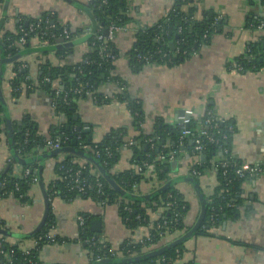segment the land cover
<instances>
[{
  "label": "crops",
  "instance_id": "obj_1",
  "mask_svg": "<svg viewBox=\"0 0 264 264\" xmlns=\"http://www.w3.org/2000/svg\"><path fill=\"white\" fill-rule=\"evenodd\" d=\"M93 1L5 0L0 4V41L2 43L5 33L17 32L21 18L28 21L45 13L54 14L58 22L70 28L72 38L66 42L56 40L50 43L33 36L24 48L22 60L28 64L33 79L37 78L41 60H48L54 66L75 64L87 52L88 40L99 27L92 12ZM174 1L127 0L133 21L126 30L116 35L117 57L113 76L123 80L131 98L139 101L145 132L153 133L158 122L161 128L169 129L166 145H171L174 141L170 128L180 126L179 116L185 109H194L200 116L208 107H212L219 116L230 120L236 127L230 142L232 154L244 166L262 167L263 173L244 184V204L240 214L222 222L219 236L197 234L196 231L190 234L202 208L195 184H199L205 199L214 193L218 178L213 168L203 174L199 182L189 180V170L195 157L182 144L178 166H171L170 178L166 183L173 181L190 202L185 224L191 228L187 232L169 234L163 241L173 243L186 236L180 242L185 244V251L173 264H264V67L244 71L236 67L251 44L264 40V31L250 24L264 16V0H188L186 5L194 6L199 18L222 13V28L211 37L209 43L174 65L147 64L135 70L130 52L138 29L157 23L171 9ZM67 42L70 49L67 55H62L63 44ZM3 69L1 96L5 121L0 132V174L14 153L8 140L11 132L6 117H10L14 127L29 114L37 122L39 133L46 138H52L56 128L65 122L63 116L56 114L50 95L38 91L27 94L24 90L17 97L11 86L13 62L9 60L4 63ZM98 91L110 95L119 90L116 83L108 81ZM74 119L90 129L89 135L94 142H100L112 130H121L129 138L137 134L128 104L119 100L100 105L88 97L78 98ZM50 152L40 154L39 168L42 165L43 171L41 176L38 174V181L30 191L32 201L21 203L9 197L0 202V221L3 223L0 228L19 235L6 236L12 242L29 238L22 236L37 228L40 230L44 225L41 226L46 208L44 190L47 192V187L59 178L56 166L70 154L61 152L42 158ZM131 160V149L124 148L113 171L121 172L134 167ZM75 161L83 162L79 158ZM155 176L150 171L146 172V178L140 184L145 195L152 193L151 178L156 179ZM40 179L44 188L40 185ZM50 204L49 214H52L55 222L52 233L66 240L42 247L40 258L44 264H89L86 246L78 239L79 216L87 217L89 228L100 233L105 242L117 249L126 240L137 242L145 238L160 214L149 211L148 224L131 227L122 219L116 203L103 205L90 196L73 200L56 196L50 200ZM23 243L31 245L34 242L27 240Z\"/></svg>",
  "mask_w": 264,
  "mask_h": 264
},
{
  "label": "trees",
  "instance_id": "obj_2",
  "mask_svg": "<svg viewBox=\"0 0 264 264\" xmlns=\"http://www.w3.org/2000/svg\"><path fill=\"white\" fill-rule=\"evenodd\" d=\"M4 1L0 0V4ZM187 3L188 0H175L171 9L157 23L138 29L130 52L131 64L135 70H140L147 64L174 65L178 61L190 57L191 52L198 51L201 46L209 43L213 34L222 28L224 24L223 18L214 26L216 14L210 17L199 18L197 16V9L194 6L188 7ZM92 12L100 27L99 33L101 32L103 35L106 34L105 32L111 22L126 26L133 21L127 0H94ZM38 18L42 19L44 27L45 25L48 26L45 30L49 36L44 37V39L50 43L56 41L52 35L61 34L64 28L70 30L69 27L58 22L54 14L45 13ZM46 20H48V23H45ZM263 21L264 16L251 21L250 24L257 28ZM28 22L36 23L38 19L30 18L27 21V19L21 18L18 21L16 33L7 32L4 34L2 44L0 45V70L4 67L3 58H7L13 62L14 77L11 80V86L13 93L17 97H20L24 90L27 94L38 91L55 97L58 110L65 118V122L56 128L57 130L52 134V138L61 137L63 147H68L72 145L73 138L76 137V145L74 147L84 154L83 156H79L75 153L67 152L70 153L68 157L57 164L56 170L59 178L56 180L55 185L59 191V196L67 200L90 196L103 205L116 203L119 206L122 219L131 227H136L139 224H148L150 218L149 211L160 213L150 230L149 239L145 237L137 242L126 240L117 249L113 248L108 242H100L102 235L93 232L89 228L87 217H84L85 223L82 228L80 227L78 239L86 246L89 264H100L103 260L119 264H173L185 251L184 243L170 245L160 255H148L171 244L169 241H163L167 235L187 232L191 228V226L185 224V218L191 208L190 202L186 200L174 183L170 184L165 190H160L159 188L170 178L171 162L159 159L162 153L169 151V148L166 147L169 129L161 128V124L156 122L153 133L145 132L142 127L143 112L140 104L128 94L125 82L113 76L115 60H107L101 56L100 46L102 45V41L97 40L93 34L88 40V50L79 62L71 65L54 66L48 60H41L37 78H35L36 83L34 84L33 79L27 80L26 77L30 75V70L28 64L22 60V57L24 55V48L27 47L28 42L21 50L17 42L22 35L21 28L28 30ZM206 34H208L207 38H205ZM72 36L73 33L71 32L69 39ZM31 37L28 38V41ZM262 40L250 45L252 53H256L258 50L262 51V55L258 59L249 63L246 53L244 57L238 60V63L243 66L242 71L264 67V40ZM171 43H174V47L170 46ZM108 45V49L115 55L116 59L115 43L109 42ZM178 48L180 49V53L172 56L171 60L163 57L164 53L170 52L172 54ZM69 49L68 42L63 44L62 55H67ZM139 54L142 56L150 55L151 58L149 61H146L140 59ZM24 63L27 66L21 69ZM45 78H49L50 81L45 80ZM108 81L117 84L119 91L115 93V97L119 101L126 102L132 110L137 134L129 138L121 130H112L100 142H94L90 138L89 133L84 132V129H86L84 128L85 124L80 120L76 121L74 119L77 109V99L90 97L86 94L80 95L74 93L70 89L87 84L96 91L97 97L103 98L104 94L100 93L98 88ZM121 87L124 88L123 91H121ZM58 88L62 91L57 95L56 91ZM109 101H111V98H109ZM4 112L5 108L0 98V123L5 121ZM78 125H82V129L80 131L74 130ZM227 125H233L234 132L236 131L235 125L230 120H226L220 125L222 132L226 131ZM191 128L193 132L185 140L184 144L188 148L190 155H194L193 140L196 138L199 128L196 121L191 124ZM26 131L30 132L28 136L25 134ZM180 131L181 126L176 129L170 128L172 140L174 141L171 145L178 150H181L182 147L179 144ZM232 136L222 146L221 144L209 143L204 151L206 158H201V164L196 165V168L202 174L215 168L218 178V185L214 189V193L205 198L206 212L201 225L196 230L197 234L219 236L218 231L212 230L211 226H213V222L211 215L214 214L219 219L217 225L221 226L225 219L234 218L239 215L244 204V184L252 180V178L248 175L244 177L237 176L234 173L235 168L232 166L228 168V174L225 175L223 174L224 169L221 166L215 167L212 164L213 160L219 162L231 159L243 165L232 154L230 146ZM45 138L39 133L37 122L29 114L25 115L21 122L14 125V153L4 172L0 174V195L2 199L13 197L21 203H30L32 201L30 191L33 184H35L33 177L38 176L39 173L40 154L37 153V147L44 145ZM149 138L153 139L154 147L148 142ZM8 140L11 143V138ZM129 140H133L134 143L129 145ZM221 142L223 143V140ZM85 145L91 146L93 150L85 147ZM127 147L132 151L131 161L134 167L121 172L113 171L115 164L121 157L122 150ZM224 147L228 148V152L224 151ZM77 158L82 159L83 162L75 161ZM145 161L154 163L156 166V179L151 178V181H153L152 196L148 198L144 197L145 193L140 188V184L146 178L148 170L146 166H143ZM135 166H143V171L138 172ZM25 168L30 169L28 175L25 174ZM70 168L72 171L68 172ZM101 169L104 170L105 174L101 172ZM77 170L82 171V176L90 185L85 192L69 189L72 184V177ZM105 175H110L125 193L114 189L107 181ZM189 178H192L196 182L200 181L199 176L189 174ZM98 181L103 183V193L99 192ZM52 185L53 183L47 187L49 197L52 193ZM11 192L12 196L10 195ZM165 221H167V224L163 228L157 227L158 224H163ZM1 225L3 223L0 221ZM54 228L55 222L53 216L49 214L41 229L29 238L12 242L6 236H1L0 239L4 240L3 249L7 252V254L3 255L1 262L3 264H44L40 258L42 247L66 240L56 234H54V240L47 238V235L53 234L52 230ZM160 231L165 232L164 236L159 234ZM27 240H32L34 243L25 245L23 242ZM11 251L14 252L11 254ZM99 257L100 260H98ZM9 259L12 262H9Z\"/></svg>",
  "mask_w": 264,
  "mask_h": 264
},
{
  "label": "built area",
  "instance_id": "obj_3",
  "mask_svg": "<svg viewBox=\"0 0 264 264\" xmlns=\"http://www.w3.org/2000/svg\"><path fill=\"white\" fill-rule=\"evenodd\" d=\"M166 15V14H165ZM223 18V14L222 13H218L215 15L214 17V23L213 25H217V23ZM38 22L36 23H29V28L28 30H25L23 28H21V32L22 35L21 37L18 39V47L19 49H23L24 46L27 44L28 42V38L30 36H37L39 38H41L42 40H46L44 39V37L49 36L48 32L45 30L46 28H48L47 25H43L42 19L41 18H37ZM27 23V24H28ZM45 23H48V20L45 21ZM252 27H254V25H252ZM127 25L126 26H122V25H118L115 22H111L109 27L107 28V33L106 34H102L100 31V27H98L97 31L93 33V35H95V38L97 40L102 41V45L100 46V54L103 58L107 59V60H115V55L108 49V43L109 42H114L116 35L118 32L120 31H124L126 30ZM256 28V27H254ZM256 29L259 30H263L264 29V21L262 23H260ZM214 35V34H213ZM57 41H61L63 40L64 42H66L67 40H69L70 36H71V32L68 28H64L62 33L59 35H52ZM208 37V34L205 35V38ZM196 51L191 52V55L196 53ZM178 53H180V49L178 48L174 53H164L163 57L164 58H169V60H171L172 56H176ZM185 53V51H184ZM247 55H248V59H249V63H252L253 60L258 59L261 55H262V51L258 50L256 53H252L251 48L249 46V48L247 49ZM140 59H144L146 61H149L151 56L150 55H146V56H142L141 54L138 55ZM27 64H22L21 69H23L24 67H26ZM236 67L238 70L242 71V64L238 63L236 64ZM27 80H31L33 79V77L31 75H28ZM45 80L50 81L49 78H45ZM34 84L36 83V80L33 79ZM123 87H121V91H123ZM62 90L60 88L57 89L56 94L58 95ZM70 91H73L74 93L77 94H86L88 95L96 104H106L109 103L108 100L109 98H111L112 100H118V98L115 97V93L114 94H104L103 98H99L96 96V91L93 90L91 87H89L87 84L86 85H82L79 87H75L73 89H70ZM52 105L53 108L56 112V114L58 116H62L58 110L57 107V103H56V98L52 97ZM67 102V101H66ZM137 103H139L138 100H136ZM130 109V107H129ZM130 111H132L130 109ZM138 115V113H136ZM179 120H180V126H181V131H180V136H179V144L182 145L184 144L185 140L192 134L193 129L191 128V124L196 121L197 124L199 125L198 128V134L196 136V138L193 140V144H194V163L193 166H191L190 170H189V174L193 175V176H199L201 177L203 174L196 168V165L201 164V158H203L202 156L204 155V151L207 147V145L209 143H215V144H221V146L223 144H226L227 140L230 138L231 135H233L234 132V126L233 125H227L226 131L222 132L221 130V124L224 123L226 121V119L222 118L221 116H219L217 114V112L211 108L208 107L203 114H201L200 116L195 112L194 109H185L182 114L179 116ZM4 127V122L0 123V129ZM74 130L80 131L77 128H74ZM73 130V131H74ZM29 131H26V136L29 135ZM78 138H80V136H78ZM223 140V143L221 142ZM129 145L133 144V140H129ZM148 142H150L152 144V147H154V143H153V139L149 138ZM63 147V140L61 137H57V138H45L44 139V145L37 147V153L41 154L44 151H52V150H56ZM85 147L89 148L90 150H93L91 146L89 145H85ZM167 148H169V151L167 153H162L159 157L160 160L163 161H168V162H172L177 160L181 154V151L178 150L176 147L172 146V145H166ZM224 151L228 152V148L224 147ZM213 166L217 167V166H221L224 170H223V174L227 175L228 174V168L229 167H234V173L239 176V177H244L246 175H248L250 178L252 179H257L261 176V174L263 173V169L262 167L259 166H244L241 164H238V162H235L234 160H221L219 162L216 161H212ZM143 166H146V168L148 169L147 171H150L153 173V175H156V166L154 163H151L149 161H145L143 163ZM143 166H135L136 170L138 172L143 171ZM25 174L28 175L30 173V169L29 168H25ZM72 169H68V172H71ZM57 180V179H56ZM56 180H54L52 183V187H51V196L49 197V200L53 199L56 196H59V191L58 189H56ZM38 181V176H34L33 177V182L36 183ZM2 185V184H1ZM90 185L87 183V180L82 176V171L81 170H77L73 177H72V184L69 187L70 190L72 189H76L78 192H85L87 187H89ZM97 186L99 187V192L103 193L102 191V187H103V183L101 181L97 182ZM18 189V187H17ZM12 196V192L10 194ZM4 200L2 199V196L0 195V202ZM79 226L82 228L84 223H85V218L83 216H79ZM211 220L213 222V226L212 230L214 231H218L219 227L217 225V222L219 221V219L217 217H215L214 214L211 215ZM167 224V221H165L163 224H158L157 227L158 228H163V226H165ZM159 234L161 236H164L165 232L164 231H160ZM55 235L54 234H49L47 235V238L54 240ZM150 237V233L146 236ZM88 241V240H87ZM100 242H104L103 237L100 238ZM3 244H4V240L0 239V262L2 261L3 255L7 254V252L4 251L3 249ZM14 251H11V254ZM179 258V257H178ZM177 258V259H178ZM98 260H100V257L98 258ZM9 262H12L11 259H9Z\"/></svg>",
  "mask_w": 264,
  "mask_h": 264
},
{
  "label": "water",
  "instance_id": "obj_4",
  "mask_svg": "<svg viewBox=\"0 0 264 264\" xmlns=\"http://www.w3.org/2000/svg\"><path fill=\"white\" fill-rule=\"evenodd\" d=\"M105 33H107V31H106ZM61 42H64V41L61 40ZM1 44H2V43H1V41H0V45H1ZM170 46H171V47H174V43H171ZM8 61H9V60H8L7 58H3V59H2V62H3V63H7ZM3 74H4V69H1V70H0V98H1L2 102L4 101L3 98H2V96H1V82H2V79H3ZM6 123H7V126H8V128H9L10 132H11V134H10V138H11V146H12V148H13V144H14V139H13V124H12V121H11L10 117H6ZM77 129H78V130H81V129H82V125H78V126H77ZM84 132L89 133V132H90V129H84ZM90 138H91V137H90ZM127 139H129V138H127ZM72 142H73V143H72L71 146H68V147H61V148H59V149L52 150L49 154L43 155L42 158L48 157V156H50V155H55V154H57V153H61V152H71V153H75V154H77V155H79V156H83L84 154H83L80 150H77V149L74 147V146L76 145V137L73 138V141H72ZM39 157H40V156H39ZM202 157H203V158H206L205 155H203ZM42 158H41V159H42ZM171 166H175V167L178 166V161H177V160L172 161V162H171ZM42 171H43V166L41 165L40 168H39V173H38V174H40V176H41ZM101 172H102L103 174H105V172H104L103 169H101ZM105 176H106V179H107V181L109 182V184H110L114 189H116L117 191H119V192H121V193H125L110 175H105ZM189 180H192V178H191V179L189 178ZM39 181H40V185L42 186V188H44V184H43L42 180L40 179ZM172 183H173V181H170L169 183H166L164 186H162V187L160 188V190H165V189H167L168 186H169L170 184H172ZM195 188H196L197 191H198V194H199V197H200V200H201V207H202V208H201L200 216H199V218H198L196 224L194 225L193 229L190 231V234L193 233V232H195V231L197 230V228L201 225V222H202V220H203L204 214H205V212H206V201H205V199H204L203 194L201 193L200 186H199L198 183L195 184ZM151 196H152V193H151V194H147V195H145L144 197L148 198V197H151ZM44 201H45V206H46V208H45V214H44V218H43V223L41 224V226L44 224V222H45V220H46V218H47V216H48V214H49L50 206H51V204H50V200H49V197H48V194H47V192H46L45 190H44ZM38 231H39V228L35 229V230H34L33 232H31L30 234H25V235H23L22 237H30V236H33V235H35ZM0 235H4V236H15V237H18V236H19L17 233L11 232V231H9V230L6 229V228H0ZM187 236H188V235H187ZM185 237H186V236H184L183 238H181V239H179V240H177V241H175V242H173V243H171V244H169V245H167V246H164L163 248H161V249H159V250L153 251V252L149 253L148 255H149V256L160 255V254L163 253V251H164V249H166V247H168V246H170V245H175V244L180 243ZM108 263H110L108 260H103V261H101L100 264H108Z\"/></svg>",
  "mask_w": 264,
  "mask_h": 264
}]
</instances>
